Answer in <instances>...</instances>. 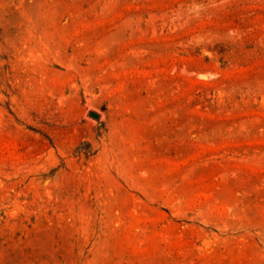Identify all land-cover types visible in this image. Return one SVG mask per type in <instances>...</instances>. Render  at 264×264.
Listing matches in <instances>:
<instances>
[{"label":"rangeland","instance_id":"1","mask_svg":"<svg viewBox=\"0 0 264 264\" xmlns=\"http://www.w3.org/2000/svg\"><path fill=\"white\" fill-rule=\"evenodd\" d=\"M0 264H264V0H0Z\"/></svg>","mask_w":264,"mask_h":264},{"label":"water","instance_id":"2","mask_svg":"<svg viewBox=\"0 0 264 264\" xmlns=\"http://www.w3.org/2000/svg\"><path fill=\"white\" fill-rule=\"evenodd\" d=\"M90 116L93 117V118H97V116L94 115V114H90Z\"/></svg>","mask_w":264,"mask_h":264}]
</instances>
